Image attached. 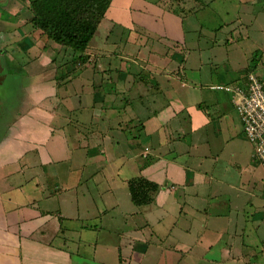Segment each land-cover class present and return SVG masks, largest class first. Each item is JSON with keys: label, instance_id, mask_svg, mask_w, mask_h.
I'll return each mask as SVG.
<instances>
[{"label": "crops", "instance_id": "crops-1", "mask_svg": "<svg viewBox=\"0 0 264 264\" xmlns=\"http://www.w3.org/2000/svg\"><path fill=\"white\" fill-rule=\"evenodd\" d=\"M220 16L227 19L216 26ZM258 23L264 0H113L81 55L32 24L23 37L22 25L0 22V97L6 77L21 84L0 127V264L263 260L250 251L264 249V168L231 94L211 89L264 76ZM254 35L259 51L250 58L244 43ZM110 166L127 177L98 179ZM139 176L160 189L126 214L138 224L79 225L91 212H118L117 197L131 200L128 182ZM53 200L56 211L41 208ZM73 204L76 215L65 214ZM107 232L118 237L101 240Z\"/></svg>", "mask_w": 264, "mask_h": 264}, {"label": "trees", "instance_id": "trees-1", "mask_svg": "<svg viewBox=\"0 0 264 264\" xmlns=\"http://www.w3.org/2000/svg\"><path fill=\"white\" fill-rule=\"evenodd\" d=\"M113 0H32L31 24L49 41L84 54L94 39ZM131 201L149 205L159 186L139 176L128 182Z\"/></svg>", "mask_w": 264, "mask_h": 264}, {"label": "rangeland", "instance_id": "rangeland-1", "mask_svg": "<svg viewBox=\"0 0 264 264\" xmlns=\"http://www.w3.org/2000/svg\"><path fill=\"white\" fill-rule=\"evenodd\" d=\"M15 1H19V5L15 2ZM31 0H13L12 2L16 5H18V7H15L14 9H12V12H17V17H15L14 22L13 24H17V25H22V32H20V35H23V37H26L28 34H32L34 29L32 28L31 24H30V19H31V11L30 9L28 8L29 6V2ZM13 4V5H14ZM12 5V7H13ZM0 9H1V6H0ZM3 17V13H1L0 11V18ZM227 19V17L225 18L224 16H220L218 18H216V21H215V24L216 26H219V25H222L223 24V21H225ZM256 25V24H255ZM261 25H259V23L255 26L254 29L257 28H260ZM262 28H264V26H261ZM209 28H211L209 26ZM251 29H253L251 27ZM250 29V31H252ZM103 34H105V29H101L100 31V37L103 36ZM99 37V38H100ZM260 37H256L254 35L252 41V43L248 42L246 40V42L244 43V46L247 48V53L249 54V57H253V56H256V52L255 51H259V46H256L257 44H254V39H259ZM97 41L95 42H98L99 39H96ZM259 41H261L262 44V47H264V36L261 37L259 39ZM41 43V42H39ZM41 45V44H40ZM263 50V49H262ZM262 50L259 51L258 53V57H261L262 60H264V50L262 52ZM71 52V50H69ZM73 52V51H72ZM71 52V53H72ZM257 57V56H256ZM255 58V57H254ZM134 66V64H133ZM1 75V74H0ZM6 87H5V91H6V95L4 97H0V127L1 126H4L8 123H10L11 121V116H13L12 114H10L11 112H7L12 106H14V102L16 101V99L18 98L19 94H20V82L19 79L15 78V77H11V76H8L6 77ZM222 92V91H221ZM6 101V102H5ZM77 125V124H75ZM72 159V154L70 155H67V158H70ZM74 158H76V156H74ZM73 158V159H74ZM72 162V161H71ZM73 165L75 166V168L78 166V164H81L79 163V161H77L76 159L73 160ZM66 165V164H65ZM114 167H108L107 169H104L102 171H99L97 173H100V175L98 176V179L100 180H115V179H123L125 177H127L126 175H128L126 172L124 171H121V172H118L117 170L114 169ZM118 169V168H117ZM87 173H89L88 171L84 174V177H87ZM72 175L74 178H79V174H77V172H74L72 170ZM129 177V176H128ZM104 186V185H103ZM29 188V187H27ZM107 189L106 186H104L102 189ZM112 188L114 189L113 187V184H112ZM119 189V188H118ZM20 201H24L23 197H21L19 199ZM113 200V199H112ZM117 201L119 202V204L121 205V208L118 210V212L116 213H111L110 215L108 214V216H103L102 217H98L96 216V218L93 216V212L90 213V215H92L91 217L93 218H90L87 216L86 219H81L80 220V223L79 225H86V226H90V227H102L104 229H122V228H125V227H131L133 226L134 224H138L139 221H141L140 219H137L136 215H134L133 217L129 216V215H126L127 213H131V212H137L139 210V207L135 206L132 201L130 200V197H127V200L125 201L121 196H118L117 197ZM104 203L105 206H106V209H110V206H111V202H107L106 199L105 200H102V202H100V205ZM114 202H112L113 204ZM103 204V205H104ZM75 204L73 205H69L70 207V210H67L65 212V214L67 215H76V211H73L72 210V206H74ZM91 206H93V204H91ZM41 208L44 209L45 211H56V209L58 208V204L57 202H55V200L49 202L48 204L46 203H42L41 204ZM132 208V210L130 209ZM66 209V208H65ZM72 210V211H71ZM92 211H94L92 209ZM130 211V212H129ZM112 216H116V218H112ZM127 217V219H126ZM169 221V220H167ZM77 221L74 222V225L71 224V223H68L65 221V224L64 226L65 227H69V226H72L74 228H76L78 226V223ZM122 227V228H121ZM152 227H155L156 228V225L153 224ZM151 230H153L151 228ZM116 231V230H115ZM156 232H158V230H155ZM145 237L146 238H149L150 236H152L151 232L150 231H145ZM151 234V235H150ZM68 238H72V239H77L79 238V236L77 234H74V235H68L66 236ZM105 237H108V238H112L113 239H116L118 237V235H109V233L107 232L106 235L104 236H101V240L104 239ZM163 238V236H161ZM156 239V237H155ZM110 243V242H109ZM171 243V241L169 240L168 242L165 243V246H169ZM71 244V243H70ZM70 244H69V247H70ZM83 250H85L84 254L88 257H91L93 256V252L91 251V248L89 246H85V248L83 247ZM263 252H260V251H257L255 249V251H250L251 255H254V253H263L264 254V249H262ZM154 249L151 250V253H154ZM101 254V252H99ZM249 253V251H248ZM155 255V254H153ZM95 257V256H94ZM107 258L109 259V256L107 255ZM157 257L154 260H151L149 258L148 261L145 262V264H156L158 263L157 262ZM256 260H251V263H254ZM258 263V262H257ZM88 264H92V262H89ZM247 264H249V261H247ZM258 264H264V256H263V260L259 261Z\"/></svg>", "mask_w": 264, "mask_h": 264}, {"label": "built area", "instance_id": "built-area-1", "mask_svg": "<svg viewBox=\"0 0 264 264\" xmlns=\"http://www.w3.org/2000/svg\"><path fill=\"white\" fill-rule=\"evenodd\" d=\"M211 89L231 94L255 159L264 168V76L249 74L246 87L217 85Z\"/></svg>", "mask_w": 264, "mask_h": 264}, {"label": "flooded vegetation", "instance_id": "flooded-vegetation-1", "mask_svg": "<svg viewBox=\"0 0 264 264\" xmlns=\"http://www.w3.org/2000/svg\"><path fill=\"white\" fill-rule=\"evenodd\" d=\"M12 1L13 0H0V6H1L0 11H1V13H3V17L0 18V22H8V23H14L15 22L14 19H15V17H17V12L16 13L12 12V9H14L15 7H18L19 1H15L18 5L14 4ZM31 1L29 2V6H28L29 9H30ZM12 5H13V7H12ZM30 11H31V9H30ZM2 31L3 30L0 28V39H1V36L4 34ZM0 47H1V43H0ZM0 51H1V49H0ZM2 70H3V64L1 62L0 63V71H2Z\"/></svg>", "mask_w": 264, "mask_h": 264}]
</instances>
